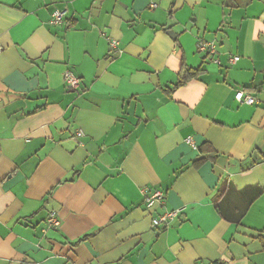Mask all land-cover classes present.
<instances>
[{
    "label": "crops",
    "instance_id": "crops-1",
    "mask_svg": "<svg viewBox=\"0 0 264 264\" xmlns=\"http://www.w3.org/2000/svg\"><path fill=\"white\" fill-rule=\"evenodd\" d=\"M0 46V264H264V0H0Z\"/></svg>",
    "mask_w": 264,
    "mask_h": 264
},
{
    "label": "built area",
    "instance_id": "built-area-1",
    "mask_svg": "<svg viewBox=\"0 0 264 264\" xmlns=\"http://www.w3.org/2000/svg\"><path fill=\"white\" fill-rule=\"evenodd\" d=\"M67 15L66 11H56L54 16H53V20H52V24L53 25H61L64 20L65 17ZM111 46L112 47H116V42L112 41L111 42ZM198 48L201 52H205L207 53V55L210 56H214L216 54V46L214 43H203V42H199L198 44ZM2 51V47L0 46V52ZM239 58H234V61H238ZM65 83L68 89L70 90H79L81 88V80L79 77H77L76 75H74L72 72L68 71L65 74ZM235 100L239 103V104H245V105H254L256 104V99L254 97H252L249 93L244 92L243 90H240L236 96H235ZM79 136H82V133H79ZM187 143L193 145V147H195V144L192 140V138H188ZM146 196H145V205L148 209H152L156 204L158 203H163L164 199H165V195L163 192H161L160 190H153V191H149V192H145ZM180 211H172V212H167L165 214H163L161 217H158L156 219L153 220V225L156 227H161L163 225H167L171 222H173L174 220H176L179 215H180ZM60 225V221L57 217V215L55 213H51L49 215V217L46 220V227L47 228H53V227H58Z\"/></svg>",
    "mask_w": 264,
    "mask_h": 264
},
{
    "label": "trees",
    "instance_id": "trees-1",
    "mask_svg": "<svg viewBox=\"0 0 264 264\" xmlns=\"http://www.w3.org/2000/svg\"><path fill=\"white\" fill-rule=\"evenodd\" d=\"M203 74V70L202 69H193V68H189L187 67L185 64L183 65V67L181 68V71L178 74V81L177 83L173 86L172 88V92L180 87L185 86L187 83H189L190 81H192L193 79L198 78L199 76H201ZM208 150H210V147H208L207 145L203 146L200 151L204 154L207 153ZM205 161V158H198L195 162L194 165L198 166L200 164H202ZM222 190H220L217 194V199H219L222 195ZM263 241V239H261Z\"/></svg>",
    "mask_w": 264,
    "mask_h": 264
}]
</instances>
